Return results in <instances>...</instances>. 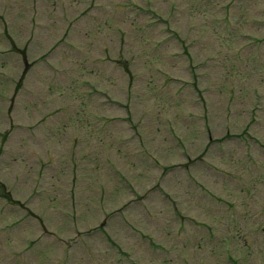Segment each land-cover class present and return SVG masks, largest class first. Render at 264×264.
I'll return each mask as SVG.
<instances>
[{
    "label": "rangeland",
    "instance_id": "rangeland-1",
    "mask_svg": "<svg viewBox=\"0 0 264 264\" xmlns=\"http://www.w3.org/2000/svg\"><path fill=\"white\" fill-rule=\"evenodd\" d=\"M0 15V264H264V0Z\"/></svg>",
    "mask_w": 264,
    "mask_h": 264
}]
</instances>
